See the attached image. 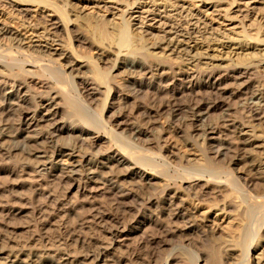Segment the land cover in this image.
Here are the masks:
<instances>
[{
  "label": "bare ground",
  "instance_id": "6f19581e",
  "mask_svg": "<svg viewBox=\"0 0 264 264\" xmlns=\"http://www.w3.org/2000/svg\"><path fill=\"white\" fill-rule=\"evenodd\" d=\"M1 12L0 174L32 191L28 200L44 198L45 209L44 233L22 243L25 252L0 238V264H133L142 248L150 258L139 264H155L152 248L168 239L178 248L163 264H264L261 23L224 43L190 32L153 39L129 19L91 17L57 0H0ZM252 147L259 158L245 157ZM227 158L255 177L223 171ZM137 183L157 184V198L140 199ZM57 185L67 187L62 197ZM104 195L144 209L130 218L101 210L93 199ZM149 226L159 236L135 241Z\"/></svg>",
  "mask_w": 264,
  "mask_h": 264
},
{
  "label": "rangeland",
  "instance_id": "374dc122",
  "mask_svg": "<svg viewBox=\"0 0 264 264\" xmlns=\"http://www.w3.org/2000/svg\"><path fill=\"white\" fill-rule=\"evenodd\" d=\"M57 1H59V3L62 5L72 4L73 9H75V11L82 12L86 15H90L91 17H95L99 19L103 18V19L111 20L113 22H118L123 20L124 17V19L126 18L130 20V23L134 26V28L138 29V31L140 32H143L145 36L151 37L153 39L166 37L172 40H183L184 39L183 35L190 32L193 34V36H196L199 41L205 38L208 40H216L218 42L231 43L233 41L243 39L244 36L242 32L243 29L245 30V33L248 32L247 34H255L256 33V31H254L255 27L252 26L253 25L252 23L254 24H257L258 22L261 23V25H263L262 31H264V0H236L235 3H232V0H136V2L133 5H130V3L132 4L133 1L135 0H57ZM68 8L69 5L67 6V9ZM225 8H229L227 15L229 16L228 18H226L227 16L224 13ZM7 18L8 15H3V13L1 12L0 24L8 22ZM262 39H264V37ZM259 45L264 46V42H261ZM252 79L254 78L252 77ZM112 112H110V114H112ZM98 114L100 115L101 112L97 111L96 115ZM216 117L217 115H215L213 118ZM263 127H260V129L257 128L258 132L262 131ZM194 137L195 139H193ZM194 137H191L190 140L193 139L196 142H199L200 140L199 136H194ZM197 137L199 138V140H197L198 139ZM65 143L67 144L68 142L65 141ZM6 146L8 148L9 146L12 145L8 143L6 144ZM261 151L262 150L257 147H252L250 149L248 148V151H246L245 153V157L259 158V153ZM18 154L13 156L11 159H7L5 161V164L7 163L9 164L6 166H9L10 168L15 163H17L18 160L21 159ZM237 155L241 156L242 154H237ZM229 156L232 157V155ZM244 162H239V165L235 166L233 165V160L227 158L222 163L223 171L232 169V171H234L235 174H237L238 176L249 175V177L254 178L255 175L253 172L250 171L251 168L249 164H245ZM2 167L3 164H0V169ZM20 183L21 182L17 178L16 179L12 178L7 172L0 174V199H1L0 213L2 214V215L0 214V238L4 239V241L8 240L6 238L11 239V241L13 240L12 242L15 241L13 243L14 245L12 244L14 247L11 248L13 250L7 249L13 253H16V251L25 252L27 248H25V250L24 248L22 249V247L25 245V244L23 245L22 243H25V241L29 240V238L38 239L39 238L38 235L40 236L41 234L43 235L44 233L40 229L41 227H39L41 221L43 220L42 216L39 215H41L42 211L45 209L44 208L45 200L42 197L41 198L35 197L32 198L31 200H28L29 199L28 195L30 197L32 195V191L30 192V190L27 189L24 190L19 189ZM138 185L140 186L141 184L139 183L135 184L134 191L136 195L140 197V199L142 197L144 199H147L149 197L157 198V191H158L157 184L153 187H150L149 189H143L142 185L141 187H139ZM57 186L58 187L55 188L54 193L57 196L62 197L63 195H65L67 187L66 185L64 187L63 185L61 186L57 185ZM12 189H14L15 192ZM23 200L25 202H23ZM80 200L83 199L81 198ZM93 200L100 201L102 203L101 210L107 212H111V211L117 212L119 214H123L126 218H130V216L136 210L144 209L143 203H141V201H139L138 199L135 201L130 200L129 203L127 202L121 204L114 200L113 195H106V196L104 195V196L96 197ZM93 200H91V198H88L87 202L88 201L91 202ZM88 204L89 203H86V205L84 204L82 206L85 209L80 208L79 214H87V209L90 208V205ZM19 207H21V211ZM39 209H41L42 211ZM126 212L128 213L126 214ZM216 215L217 214L212 215V217L207 221V225L211 224V221L215 219ZM6 217L8 220L5 219ZM1 219H3V221L5 220L4 221L5 224ZM37 221H39L40 223ZM36 225L39 229L36 228ZM61 226L64 227L63 224ZM62 227H60L59 229H51L49 231V234L54 236L57 234V231L62 232L63 230H65L64 228L62 229ZM146 228L144 229L145 232L143 231L145 234L141 232L139 233V235L135 236L134 239L135 241L137 240V242L142 243L148 240L150 241L153 237L159 236L158 234L159 231L154 226H149ZM36 229L38 230L37 234L35 231ZM76 230H80V228L77 227ZM98 230H99L98 227L91 226V228L87 230V232L81 229L77 233L89 232L88 234L90 236L95 237L98 234ZM40 231L42 233H40ZM175 240L178 241L177 239L166 240L165 242L166 245H164L163 248L160 249L161 251L158 249L156 250L155 249L156 247L152 248L154 252V256L152 257V260L157 261L155 264H163V262L167 258L166 256H168L169 253L174 248L176 249L178 248L177 247L178 242H176ZM17 241L19 242L18 244ZM19 244L20 246H18ZM17 247L19 250L18 249L16 250ZM150 252L151 250L148 251L147 248H142L140 250V259L138 260V262L132 261L133 264H139L141 262V259L143 258H145L143 259L145 261L148 260L150 258L149 257ZM158 255L161 257H159ZM177 255L182 257V255L179 253H177ZM126 257H128L127 254Z\"/></svg>",
  "mask_w": 264,
  "mask_h": 264
}]
</instances>
